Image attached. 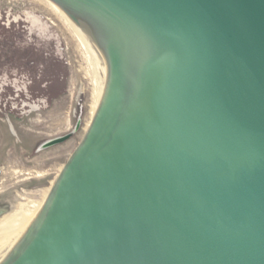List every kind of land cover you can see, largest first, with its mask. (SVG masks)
<instances>
[{
    "label": "water",
    "instance_id": "95a60500",
    "mask_svg": "<svg viewBox=\"0 0 264 264\" xmlns=\"http://www.w3.org/2000/svg\"><path fill=\"white\" fill-rule=\"evenodd\" d=\"M51 1L106 84L0 264H264V0Z\"/></svg>",
    "mask_w": 264,
    "mask_h": 264
},
{
    "label": "rangeland",
    "instance_id": "374dc122",
    "mask_svg": "<svg viewBox=\"0 0 264 264\" xmlns=\"http://www.w3.org/2000/svg\"><path fill=\"white\" fill-rule=\"evenodd\" d=\"M106 77L82 33L47 0H0V207L9 211L0 243L35 218L84 137Z\"/></svg>",
    "mask_w": 264,
    "mask_h": 264
},
{
    "label": "bare ground",
    "instance_id": "6f19581e",
    "mask_svg": "<svg viewBox=\"0 0 264 264\" xmlns=\"http://www.w3.org/2000/svg\"><path fill=\"white\" fill-rule=\"evenodd\" d=\"M49 3H51L56 9H58V10H60V12L62 11L63 12V10L58 6V5H56L54 2H52L51 0H47ZM64 13V12H63ZM65 14V13H64ZM66 15V14H65ZM67 16V15H66ZM68 17V16H67ZM69 18V17H68ZM70 20V19H69ZM71 21V20H70ZM72 22V21H71ZM73 23V22H72ZM74 24V23H73ZM75 25V24H74ZM76 26V25H75ZM77 27V26H76ZM78 28V27H77ZM78 30L82 33V35L85 37V39H86V41L88 42V45H89V48L93 51V53L95 54V56H96V58H97V60L100 62V64H101V66H102V69L104 70V72H105V74H106V71H105V69H104V67H103V64H102V62H101V60H100V58H99V56H98V54H97V52H96V50H95V48H94V46H93V44L89 41V39L83 34V32L78 28ZM107 75V74H106ZM56 142V140L54 139V140H49V141H47V142H45L44 144H43V146H42V148H45V147H48V146H51V145H53L54 143ZM24 208H25V206L23 207V210H24ZM41 209V208H40ZM40 211V210H39ZM39 211H38V213H39ZM37 213V214H38ZM7 214V213H6ZM5 214V215H6ZM37 214H36V216H37ZM29 215V214H28ZM35 216V217H36ZM35 219V218H34ZM33 219V220H34ZM28 224H29V222H28ZM27 224V225H28ZM31 224V223H30ZM29 224V225H30ZM26 227V226H25ZM25 227L18 233V234H16L13 238H11L10 240H7V241H5V242H3V243H0V257L4 254V253H6L10 248H12L13 247V245L19 240V238L25 233V231L27 230V228L29 227H27L26 229H25ZM25 229V230H24ZM23 231V232H22ZM22 232V233H21ZM7 242V243H6Z\"/></svg>",
    "mask_w": 264,
    "mask_h": 264
}]
</instances>
